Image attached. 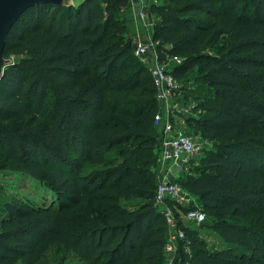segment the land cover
Returning a JSON list of instances; mask_svg holds the SVG:
<instances>
[{
	"label": "trees",
	"instance_id": "1",
	"mask_svg": "<svg viewBox=\"0 0 264 264\" xmlns=\"http://www.w3.org/2000/svg\"><path fill=\"white\" fill-rule=\"evenodd\" d=\"M130 2L36 5L8 36L0 175L30 178L54 201L0 195V264H41L51 248L81 264H264V0L151 5L158 61L181 59L167 72L189 111L174 116L214 145L178 181L195 202L167 201L184 233L171 261L155 201L160 104L129 34ZM196 206L222 249L183 219Z\"/></svg>",
	"mask_w": 264,
	"mask_h": 264
},
{
	"label": "built area",
	"instance_id": "2",
	"mask_svg": "<svg viewBox=\"0 0 264 264\" xmlns=\"http://www.w3.org/2000/svg\"><path fill=\"white\" fill-rule=\"evenodd\" d=\"M141 1L142 3L148 2L150 4H157L159 2V0ZM144 8V6L139 8L138 17L140 19L146 17ZM134 44L136 56L141 59L150 71L157 92V100L160 104V110L155 116V124L160 127L159 132L162 136L161 163L159 169L162 171L164 166L170 164L173 165L178 172L184 168L198 150L194 137L185 133L175 132V128L171 123L172 116H174L176 112L181 113L185 111V113H187L189 111V109H184L175 103L176 93L181 91L182 86L167 72L170 63H181V59L179 57H172L168 58L163 63L159 62L155 43L152 38L147 40L137 38ZM150 53L154 54L153 63L147 61V57ZM168 200L172 201L176 206L188 207L195 202V199L187 190L178 184L174 177H161L159 175L155 192V201L170 227L169 242L166 251L171 261L175 257L177 250L176 243L179 239L184 238V233L177 227L173 209L167 205ZM206 218V214L197 208V206L196 208L189 209L183 215V219L186 222L195 224L196 226L203 224Z\"/></svg>",
	"mask_w": 264,
	"mask_h": 264
},
{
	"label": "rangeland",
	"instance_id": "3",
	"mask_svg": "<svg viewBox=\"0 0 264 264\" xmlns=\"http://www.w3.org/2000/svg\"><path fill=\"white\" fill-rule=\"evenodd\" d=\"M162 1V0H161ZM145 7L146 17L140 19L146 24H153L156 21V16L152 13L151 8ZM151 7V6H150ZM147 35V34H146ZM145 35V40L147 36ZM149 63L154 62V54L150 53L147 57ZM197 86V85H196ZM196 92V91H195ZM197 93H194L193 96H196ZM192 97V96H191ZM175 128V132L179 133H190V128L186 125L185 118H180L179 116H174L171 120ZM197 143V152L191 157L189 162H201V159L205 156L204 150L213 149L214 145L207 142L205 139L200 137H194ZM0 195L2 200L8 199L10 196H13L16 199L20 200H30L35 204H44L48 205L54 201L51 190L42 184H39L27 177H18V175H0ZM210 222L208 217L207 223ZM192 228L199 231V234L204 238L208 244L210 250H220L225 247L223 241L218 237V235L213 232L211 229H201L199 226L192 224ZM41 264H81L77 259L68 255L65 251L59 250L57 248H51L45 255Z\"/></svg>",
	"mask_w": 264,
	"mask_h": 264
},
{
	"label": "water",
	"instance_id": "4",
	"mask_svg": "<svg viewBox=\"0 0 264 264\" xmlns=\"http://www.w3.org/2000/svg\"><path fill=\"white\" fill-rule=\"evenodd\" d=\"M40 4L70 7L74 5V0H0V81L6 67L12 63V59L5 58L4 56L7 39L11 30L28 8ZM194 136H196V132H194Z\"/></svg>",
	"mask_w": 264,
	"mask_h": 264
},
{
	"label": "crops",
	"instance_id": "5",
	"mask_svg": "<svg viewBox=\"0 0 264 264\" xmlns=\"http://www.w3.org/2000/svg\"><path fill=\"white\" fill-rule=\"evenodd\" d=\"M152 4L149 5V8H151ZM142 6L144 7H148V2H143L141 0H131L130 5L128 6V8L126 9V16L128 18V30H129V34L131 35V37L133 38V41H135V39L137 38H142L143 40H145V35L147 36V38H152L153 36V24H145L143 22V24L141 23L142 21H140V18L138 17V13H139V8H141ZM187 165L184 166V168H182V170H179L177 172V169L173 167V165H167L164 166L163 170L160 171V169L158 168V174L161 177H174L176 179V181L178 182L180 180V178L182 177L183 172L187 171Z\"/></svg>",
	"mask_w": 264,
	"mask_h": 264
}]
</instances>
